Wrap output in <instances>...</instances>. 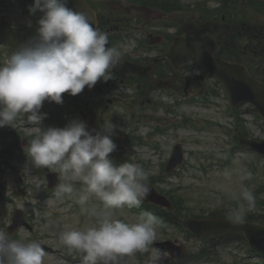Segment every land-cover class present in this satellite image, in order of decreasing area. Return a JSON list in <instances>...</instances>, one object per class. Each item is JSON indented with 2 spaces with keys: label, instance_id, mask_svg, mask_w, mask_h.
<instances>
[{
  "label": "clouds",
  "instance_id": "9594fccd",
  "mask_svg": "<svg viewBox=\"0 0 264 264\" xmlns=\"http://www.w3.org/2000/svg\"><path fill=\"white\" fill-rule=\"evenodd\" d=\"M69 0H33L30 14L43 15L37 21L36 34L21 42L0 65V127L13 125L17 116L27 115V123L40 125L47 113L40 112L45 100L63 103V93L79 94L86 86L111 78L119 66L121 51L108 46V35L92 26L87 11L69 7ZM199 75V73H195ZM111 122L95 135L83 120H72L65 127L42 129L28 141L24 151L32 165L59 174L65 182L56 186L59 198L74 192L72 181L84 189L79 203L91 198L102 202L104 211H91L94 223L83 229L63 230L59 242L69 253L81 254L82 264H119L124 256L149 253L148 264H164L168 253L154 248L158 239V218L143 211L135 223H126L113 215L112 209L139 208L148 197V173L132 162L115 164L110 153L116 144ZM123 130V129H121ZM247 179L252 174L246 175ZM232 199L227 218L243 223L245 211L256 205L254 193L241 184ZM45 256L36 241L23 243L9 238L0 229V264H43Z\"/></svg>",
  "mask_w": 264,
  "mask_h": 264
},
{
  "label": "rangeland",
  "instance_id": "374dc122",
  "mask_svg": "<svg viewBox=\"0 0 264 264\" xmlns=\"http://www.w3.org/2000/svg\"><path fill=\"white\" fill-rule=\"evenodd\" d=\"M101 10L115 11L114 16L126 17L129 22L123 24L126 32L132 33V37L128 38L123 43V48L128 51L129 56L136 57L139 53L138 41L144 40V44L139 48L143 49L144 54L148 46L146 37L149 33H154V26L159 23H168L172 21V17H167L165 21H150V16L143 9H128L130 3L127 0H119L121 4L115 3V0H92ZM184 6L194 3L208 2L213 8L218 6L214 0H180ZM237 19H247L251 22H262L264 17L256 13L252 7L245 3V0H239L236 9L231 11ZM124 14V15H123ZM152 16V13H151ZM176 16V15H175ZM1 19L6 20L11 25H22L23 22L29 21L30 18L25 15L24 8L17 6L13 0H7V6L0 11ZM145 18V22L138 23V18ZM177 21L184 23L193 22L199 18V14H193L183 10L175 17ZM153 26V27H151ZM7 54V53H5ZM127 54V55H128ZM7 56V55H6ZM8 57V56H7ZM5 62V61H4ZM199 73L198 70L194 71ZM193 72V73H194ZM200 74V73H199ZM215 87L217 94H210L209 89ZM124 97L119 103L115 104L108 115V124L111 122L115 125V137H123L127 133L136 132L142 136L146 145L129 146L125 149L127 155L133 157V160L143 161L146 164L148 175H159L163 172V164L171 155L172 149L177 142H182L185 151L186 168H182L178 174L166 176L159 184L163 190H168L176 195L182 196L185 199V204L195 213H208L212 209L220 206H227L234 193L239 191L241 184L248 187L255 195L257 189L264 184V161L259 159L257 162L255 156L250 152H243L241 149H236L233 157L234 160L224 162L225 149L232 145V135H225L215 122H225L229 127H235L236 120L227 111L229 102L222 89H220L215 81L209 79H195L188 89L187 93L179 92L178 96L173 98L168 94L153 92L149 95L150 101L147 99L146 105L141 104L142 99L134 98V93L129 91H121ZM209 98L207 103H199V97ZM97 109H104L102 106L95 105ZM127 108V109H126ZM129 112V113H126ZM118 112L126 116L122 120H114L113 115ZM125 112V113H124ZM247 128L251 135L255 138H264V123L262 119L256 118L248 111H243ZM134 114V115H133ZM67 124L72 120H78V116L69 114L67 116ZM128 120L135 125L128 124ZM107 124V125H108ZM194 124L202 126L201 130L194 128ZM13 125H18L22 130L19 139L27 137L30 129L25 126L23 120H16ZM106 125V126H107ZM10 126V125H8ZM25 126V127H24ZM51 127H53L51 125ZM157 127L163 129L162 133H157ZM242 127V128H243ZM5 126L0 127V150L5 144V135L3 131ZM15 128V126L13 127ZM123 129V130H121ZM39 135L33 133L35 138ZM30 137V136H29ZM33 139L32 137H30ZM16 140V139H15ZM14 140V141H15ZM12 141V139H11ZM13 141V142H14ZM147 142H151L158 146V150H153ZM20 149L23 147L20 146ZM22 154V150H18ZM115 154V151L110 155ZM257 165L256 172L253 174L251 181L246 177L249 172V163ZM44 170H50L43 168ZM20 178L22 179L20 181ZM60 183L65 182L59 176ZM0 183L6 187V194L10 200H14L16 207L22 208L29 216L28 221L33 225L37 239L52 247L55 251H44L45 256L43 264H82L80 261V253L71 252L60 244L59 233L69 229H83L92 224L90 213L92 210L104 211V206L96 202L95 197L91 198V210L79 208L71 201L62 203L56 197H42L40 192H44L47 188V182L40 171L32 165L30 159H20L19 156L12 161L10 166H4V172L0 173ZM75 185V196L68 195V199L79 198V195L84 189V185L80 181H72ZM54 191V190H53ZM40 194V195H39ZM256 197V195H255ZM263 198V197H262ZM14 203L3 204L0 202V229L5 230L11 222ZM257 204L252 210H256ZM115 218H118L126 223H135L139 217L135 212L127 206L122 209H112ZM248 211H245L247 214ZM158 233V240L172 239L183 242L186 238L176 229H168V232H163L158 226H155ZM14 240V239H13ZM17 241L23 243L32 242L29 238V232L26 228L22 229ZM236 242H239L242 255L238 258V264H261L263 259L255 252L246 259L247 247L241 240H234L227 248H220L219 252L224 258L225 264H230L232 254L230 252L237 251L235 249ZM191 251H197L201 245L197 242L187 241ZM74 260H68L65 256ZM146 256V261H141L134 255L122 257L123 264H148L149 253H143ZM245 261L247 263H245ZM185 264H222L220 262H188Z\"/></svg>",
  "mask_w": 264,
  "mask_h": 264
},
{
  "label": "water",
  "instance_id": "95a60500",
  "mask_svg": "<svg viewBox=\"0 0 264 264\" xmlns=\"http://www.w3.org/2000/svg\"><path fill=\"white\" fill-rule=\"evenodd\" d=\"M212 27L213 24L211 23L189 27L184 37L175 40L170 53L166 57L172 60L176 68L190 60L199 61L210 71L211 76L218 77L225 82L237 106L242 105L244 100L249 99L258 106L257 109L264 115V85L249 76L244 67L236 64L230 65L214 58L213 55L219 49L225 34H214ZM240 95H245V99L239 100ZM250 144L264 152V145L255 142ZM179 155L180 157L175 159V163L182 161L181 152H179ZM155 197V200L165 203L164 199L158 196ZM213 222L214 225L203 228L195 224L189 226L198 234H203L210 229L239 228L246 233L253 245L264 250V227L253 224L236 226L230 222L219 225L218 223L221 221Z\"/></svg>",
  "mask_w": 264,
  "mask_h": 264
},
{
  "label": "flooded vegetation",
  "instance_id": "af4514ba",
  "mask_svg": "<svg viewBox=\"0 0 264 264\" xmlns=\"http://www.w3.org/2000/svg\"><path fill=\"white\" fill-rule=\"evenodd\" d=\"M109 21V20H108Z\"/></svg>",
  "mask_w": 264,
  "mask_h": 264
}]
</instances>
